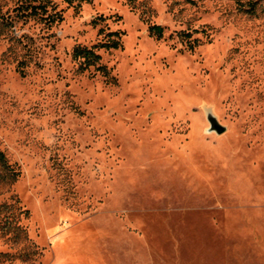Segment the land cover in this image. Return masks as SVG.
Segmentation results:
<instances>
[{
    "label": "rangeland",
    "instance_id": "obj_1",
    "mask_svg": "<svg viewBox=\"0 0 264 264\" xmlns=\"http://www.w3.org/2000/svg\"><path fill=\"white\" fill-rule=\"evenodd\" d=\"M30 1L0 0V204L26 232L0 264H264V0ZM107 31L108 75L81 69Z\"/></svg>",
    "mask_w": 264,
    "mask_h": 264
},
{
    "label": "trees",
    "instance_id": "obj_2",
    "mask_svg": "<svg viewBox=\"0 0 264 264\" xmlns=\"http://www.w3.org/2000/svg\"><path fill=\"white\" fill-rule=\"evenodd\" d=\"M68 3L74 0H65ZM90 2L91 0H81ZM35 2V3H34ZM37 2V3H36ZM49 0H31L27 6L26 10L29 9L28 15L44 17L48 11ZM47 18L52 21L56 19H61L60 14L57 12L53 14H48ZM102 19V18H100ZM98 20H93L94 24H97ZM163 27L160 25L149 26L150 35L156 38H161L163 36ZM99 33H104V29H100ZM121 35L120 31H107L104 34V40L98 44L91 47L76 46L72 51V57L75 60H79L81 63V69L86 70L91 66L96 67L97 70L101 71L103 75H108V70L105 66L100 64V55L97 53L96 49L104 48L107 50L121 48ZM186 38L190 37V34H182ZM193 48V45L189 46ZM20 172L9 163L6 155L0 150V184L12 183L14 182ZM13 205L2 203L0 204V231L2 236L10 235L14 242L26 239V232L24 228L19 225L18 220L13 215Z\"/></svg>",
    "mask_w": 264,
    "mask_h": 264
},
{
    "label": "water",
    "instance_id": "obj_3",
    "mask_svg": "<svg viewBox=\"0 0 264 264\" xmlns=\"http://www.w3.org/2000/svg\"><path fill=\"white\" fill-rule=\"evenodd\" d=\"M207 120L210 124L209 131H215L218 134H221L225 131V127L217 121L211 112L207 113Z\"/></svg>",
    "mask_w": 264,
    "mask_h": 264
}]
</instances>
